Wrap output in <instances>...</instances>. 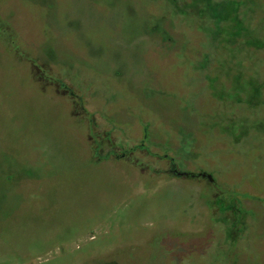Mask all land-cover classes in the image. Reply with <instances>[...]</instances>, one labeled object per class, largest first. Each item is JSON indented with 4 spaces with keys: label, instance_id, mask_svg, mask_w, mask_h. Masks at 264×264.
Here are the masks:
<instances>
[{
    "label": "rangeland",
    "instance_id": "1",
    "mask_svg": "<svg viewBox=\"0 0 264 264\" xmlns=\"http://www.w3.org/2000/svg\"><path fill=\"white\" fill-rule=\"evenodd\" d=\"M0 7V264H264V0Z\"/></svg>",
    "mask_w": 264,
    "mask_h": 264
},
{
    "label": "trees",
    "instance_id": "2",
    "mask_svg": "<svg viewBox=\"0 0 264 264\" xmlns=\"http://www.w3.org/2000/svg\"><path fill=\"white\" fill-rule=\"evenodd\" d=\"M172 171H174V168L172 169ZM175 171L177 172V175L178 176H180V175H189V176H191V177H194V176H199V175H201V173H198V174H193V173H184V172H180V171H177L176 169H175ZM211 182H212V179L210 180ZM215 184V183H214ZM213 184V185H214ZM236 215H237V213H236ZM235 227H236V225H235ZM235 231H236V229H235ZM235 231H233V233H235Z\"/></svg>",
    "mask_w": 264,
    "mask_h": 264
},
{
    "label": "crops",
    "instance_id": "3",
    "mask_svg": "<svg viewBox=\"0 0 264 264\" xmlns=\"http://www.w3.org/2000/svg\"><path fill=\"white\" fill-rule=\"evenodd\" d=\"M13 8H14V4L11 6V10H13ZM19 8V7H18ZM3 10V8L2 7H0V11H2ZM19 10H20V8H19ZM21 11V10H20ZM1 15V14H0ZM4 17V16H3ZM4 19V22H6L7 21V23H8V20L6 19V17L5 18H3ZM12 24H14L13 23V21L11 22ZM17 26V25H16Z\"/></svg>",
    "mask_w": 264,
    "mask_h": 264
}]
</instances>
